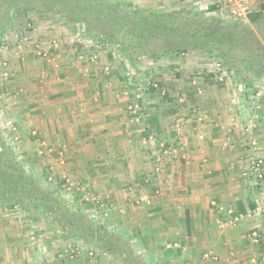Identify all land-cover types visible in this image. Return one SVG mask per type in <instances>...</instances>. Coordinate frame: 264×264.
<instances>
[{
  "label": "rangeland",
  "instance_id": "1",
  "mask_svg": "<svg viewBox=\"0 0 264 264\" xmlns=\"http://www.w3.org/2000/svg\"><path fill=\"white\" fill-rule=\"evenodd\" d=\"M99 1L117 10L131 11L134 6H138L163 15L181 9L180 13L188 19V24L194 25L199 23V20L210 25L235 21L240 25L248 24L247 15L259 11L261 4H264V0ZM54 3L57 4V9L52 12L47 9L46 3L44 5L46 10L33 7L24 9L22 6L12 5V2L7 0H0V136L3 145L27 174L38 179L46 190H51L52 197L62 201L74 212H79L86 224L90 222L93 228L94 225L104 224L105 237L103 238L95 229L92 231L93 236L106 241L109 240L108 236L124 238L127 244L125 252L130 261L139 259L144 264H152L151 260L148 261V255L151 253L148 252L149 249L142 246L140 240H133L134 236L128 226L134 224L133 221H128L127 213L131 211V214L137 216L143 214L147 209L145 204H148V200L151 204L161 195L162 189L166 187V183H162L165 178L166 160L168 162L169 157L180 158L178 157L180 153L173 150L177 146L166 144L160 139L155 130L156 125L151 123L150 119H153L154 114H159L160 110L167 111L174 107L183 108L185 114L195 117L197 106L187 102L191 100L189 95H194L195 99L199 97L200 102V96L207 95L206 91L212 87L222 89L226 94L225 87L233 83L236 85L233 88L235 92L229 91V94L240 97L243 90L251 91L253 84L258 81L264 94V73L256 77L252 68L247 71L239 66V62L235 60L239 58L237 50L227 62L221 52L209 51L207 48H175L162 53L164 46L181 47L179 36L185 39V34L181 33L183 30L177 36H170L166 40L156 36L149 42L147 52L155 49L158 54L156 59L148 54H141L140 58L133 62L127 58L118 44L98 35L90 19L88 23L80 24L73 17L75 10L70 7L68 13L73 14L69 18L66 16L63 0H56ZM248 25L264 45V17L260 22ZM86 26L90 28L89 31ZM141 50L139 49V52ZM132 53L136 56L138 50ZM236 68L241 70L240 74H237ZM244 76L252 81L248 87L240 82ZM102 78L116 80L120 84L119 91H122L121 96H124L125 102L123 109L128 112L126 121L132 130H136L129 131V135L137 139L135 144L141 154L137 156L141 158L144 156V161L151 164L149 174L141 183H91L84 181L83 178L77 179L71 176V171L65 172L67 168L62 151L53 150L45 143L40 144L41 147L33 148V139H30L32 140L30 142L24 141L22 134L28 131L29 122L32 121L36 108H45L47 102L56 101L62 89H70L72 85H76L83 86L80 88L85 91L86 79L94 83ZM149 86L154 88L153 92H150ZM139 92L143 96L144 112L141 113V120H135V117L130 115L128 106L133 101L134 94ZM233 104L239 109L237 117L239 121L242 116L247 117L244 120L242 137L244 144L246 142L248 144L251 137L255 139L253 137L255 117L249 115V109L245 114L240 113V109H245V106L241 105V100L237 97ZM25 124L28 126L22 128ZM31 129L29 133L36 135L37 132H32ZM200 136L202 137V134ZM248 147L246 148L249 156L244 162L245 166L252 155H257L253 147L249 145ZM144 150L148 152L145 153ZM58 159L59 165L54 167L57 165L54 160ZM3 164L6 165V162ZM191 170L190 167L182 168V171H186V176L179 179L180 184L185 182L191 186L192 182L186 180V177L193 176ZM248 178L243 179L242 187L246 194L252 196L257 185ZM144 193L148 197L142 198ZM37 203H34V208L38 206ZM51 218L42 211L37 213L36 217H32L30 212L0 201V224L5 225L4 227L0 225V264H129L130 261L122 260L118 254L101 249L98 246L99 242L91 238L87 241L70 234L71 231L65 236L63 230ZM257 221L255 219V222ZM222 222L225 224L227 220ZM249 224L245 222L243 226H246L245 233L250 235L251 240L253 228H257V225L250 228ZM235 227L239 228L241 225ZM207 249L203 247L197 250L196 257L188 262L224 263L217 252V259L212 261L205 259L201 253ZM153 256L154 258H151L155 264L166 263L159 261L162 259H159L160 255L158 257L153 253ZM262 257L260 255L259 258H255L253 264H264ZM179 263L177 261V264Z\"/></svg>",
  "mask_w": 264,
  "mask_h": 264
},
{
  "label": "crops",
  "instance_id": "2",
  "mask_svg": "<svg viewBox=\"0 0 264 264\" xmlns=\"http://www.w3.org/2000/svg\"><path fill=\"white\" fill-rule=\"evenodd\" d=\"M85 82V91L83 86L72 85L70 89H62L56 101L47 102L45 108H36L28 131L22 134L24 141L33 139V148L45 143L53 150L62 151L65 172L71 171V176L77 179L108 184L144 181L151 164L144 161V156H137L140 154L135 144L137 139L129 135V131L136 130L126 121L128 112L123 109L125 102L119 91L120 84L107 78L94 83L86 79ZM232 85L225 87L226 94L217 87L208 89L207 95L200 96V102L199 97L189 95L191 100L187 102L197 106L195 117L185 114L183 108L174 107L160 110L150 119L157 126L155 130L160 139L177 146L173 150L180 153V158L166 160L162 181L166 187L161 195L151 204L148 200L143 214L127 213L128 221L134 224L128 226L133 240H140V244L149 249L148 261L152 264H155L151 258H154L153 253L160 255L159 261H166L165 264H177V261L190 264L188 261L203 247L208 249L202 255L208 252L217 259L219 254L223 264H253L260 255L264 260V179L252 196L244 192L242 183L247 178L244 162L249 156V147L242 136L247 117L242 116V121L237 119L239 109L232 98L241 100L242 96L229 94L235 92L236 85ZM253 109L249 113L256 123L253 137L257 141L254 139L253 148L263 159L264 170V94L258 97L257 107ZM245 111L247 107L240 109L241 114ZM30 129L37 134L31 135ZM58 161L54 160L57 164L54 167L59 165ZM183 167L192 168L193 176L186 177L192 182L191 186L185 182L180 184L179 179L186 176ZM146 196L142 194V198ZM219 204H224L223 209H219ZM234 217L238 218L233 222ZM245 222L250 223V228L257 225L258 241L253 242L254 239L246 235ZM239 224L241 227L236 228ZM169 243L175 247H167Z\"/></svg>",
  "mask_w": 264,
  "mask_h": 264
},
{
  "label": "trees",
  "instance_id": "3",
  "mask_svg": "<svg viewBox=\"0 0 264 264\" xmlns=\"http://www.w3.org/2000/svg\"><path fill=\"white\" fill-rule=\"evenodd\" d=\"M7 1L12 2L14 6H22L24 9L33 7L46 10L45 3L48 10L53 12L57 9V4L54 3L56 0ZM63 2L68 18L73 14L68 13L70 7L73 11L75 10L73 17L80 24H86L90 19V23H93V26L96 27L98 35L118 44L130 61L138 60L141 54H148L151 58L156 59L158 54L155 49L152 48L150 53L147 52L146 47L149 42L156 36L166 40L170 36H177L183 30L181 33L185 34V39L179 36L181 47L170 46L168 48L164 46L161 50L162 53L175 48H207L209 51L221 52L227 62L234 55V51L237 50L239 58H235V60L239 62V66L244 67L247 71L252 68L256 77L264 73V45L260 43V40L252 32V28L248 25L258 23L263 19L264 4H261L259 11L247 15L248 24L243 23V25H240L235 21L221 25H210L199 20V23L194 25L188 24V19L180 13L181 9L163 15L157 11L138 6H134L131 11L117 10L99 0H63ZM86 29L90 30L89 27ZM139 49L143 51L139 52ZM134 50H138L136 56L132 53ZM256 52L258 54H255ZM236 69L237 74H240L241 70ZM240 82L246 87L252 84L247 76L240 79ZM149 90L153 92L154 88L149 86ZM141 112H144L143 107ZM3 162H6V165ZM51 195V190H46L38 179L27 174L22 165L8 154L0 136V201L17 206L25 212H30L32 217H36V214L41 211L46 212L48 216L52 217V221L57 223L56 225L63 230L65 236H68L71 231L70 234L77 235V237L79 236L87 241L91 238L93 241L99 242L98 246L101 249L118 254L124 261H130L125 252L127 244L124 238L108 236L109 240L106 241L93 236L92 231L95 229L103 238L105 237L103 234L105 233L104 224L94 225L93 228V224H90V222L86 224L85 220L81 219L82 215L79 212H74L62 201ZM35 202H38V206L36 205L34 208ZM32 213L34 214L32 215ZM108 241H112V243ZM129 264H144V262L138 259L131 260Z\"/></svg>",
  "mask_w": 264,
  "mask_h": 264
},
{
  "label": "built area",
  "instance_id": "4",
  "mask_svg": "<svg viewBox=\"0 0 264 264\" xmlns=\"http://www.w3.org/2000/svg\"><path fill=\"white\" fill-rule=\"evenodd\" d=\"M221 79V76L219 77ZM260 82L257 81V83L253 84V88L251 91L243 90V93L241 94V105L247 107L250 111L253 112V108L257 107V99L260 97V95L263 92V89L261 88L262 85H259ZM142 95L139 93H135L133 96V101L128 106L129 113L135 117V120H141V110H142ZM235 99L232 98V102H234ZM244 104V105H243ZM250 127V125H249ZM247 129V128H246ZM251 129V128H250ZM250 132L251 130L248 129ZM251 137V136H250ZM248 145L250 147H255L256 141L251 137V140L248 142ZM244 175L246 177H249L254 185H257L258 187H261L262 181L264 179V170H263V159L257 155H252L245 166ZM219 209H223V206H219ZM259 214H257L258 216ZM238 217H234V221L237 220ZM258 237V231L257 228L253 229L252 232V238L256 241ZM175 244H167V247H175L173 246ZM204 258H216L215 255L211 253H203Z\"/></svg>",
  "mask_w": 264,
  "mask_h": 264
}]
</instances>
